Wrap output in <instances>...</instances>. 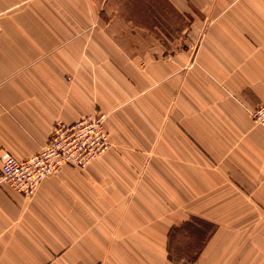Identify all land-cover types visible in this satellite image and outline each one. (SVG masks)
<instances>
[{
	"label": "crops",
	"instance_id": "1",
	"mask_svg": "<svg viewBox=\"0 0 264 264\" xmlns=\"http://www.w3.org/2000/svg\"><path fill=\"white\" fill-rule=\"evenodd\" d=\"M137 10L190 17L187 48L157 53ZM0 26V154L97 111L112 144L0 189V264H184L181 230L185 264H264V0H0Z\"/></svg>",
	"mask_w": 264,
	"mask_h": 264
},
{
	"label": "built area",
	"instance_id": "2",
	"mask_svg": "<svg viewBox=\"0 0 264 264\" xmlns=\"http://www.w3.org/2000/svg\"><path fill=\"white\" fill-rule=\"evenodd\" d=\"M251 116L255 123L264 127V102L252 110ZM105 120L103 114L94 113L71 124L57 123L41 151L24 160L3 151L0 154V189L9 186L31 197L46 178L63 167L86 169L111 147Z\"/></svg>",
	"mask_w": 264,
	"mask_h": 264
},
{
	"label": "rangeland",
	"instance_id": "3",
	"mask_svg": "<svg viewBox=\"0 0 264 264\" xmlns=\"http://www.w3.org/2000/svg\"><path fill=\"white\" fill-rule=\"evenodd\" d=\"M143 4L147 5L145 2H143ZM156 4H157V7L159 6V4H161V6L163 8H165V5L161 2H156ZM134 13L138 16H139V13L140 14L145 13V16L148 14L149 18L152 20L151 24L152 25L157 24V27L153 26L150 28L152 32H148L150 34V36L153 37V39L151 40L152 44H149V45L151 47H153L154 50L157 51V53L161 52L164 55H168L171 52H174L176 50H184L187 48V34H188L189 26H190V21L192 20L190 17L182 15L179 18H177L176 14H174V12L167 10V12L162 11L163 18L159 17V19H158L159 21H156V19H154V15H155L154 12L150 13L149 11L143 12V11L137 10ZM119 14H121L122 16H126V15L129 16L130 11H124V9H122L119 11ZM157 16H158V14H157ZM0 29H1V32H0V34H1L2 33L1 26H0ZM149 45H148V47H149ZM95 113H101L105 116V119H107V115L104 112L97 111ZM89 115H91V114H89ZM105 123H106V120H105ZM105 129H106V127H105ZM111 146H112V144H111ZM177 216L178 217H177V219L175 218V220L179 222L183 218L191 217L192 214H177ZM198 224L201 226H204L203 223L202 224L198 223ZM207 229H209V228L207 227ZM183 231L181 230V232L179 231V232L175 233L172 241H174V244L178 248V251L175 254L176 257L180 261H182V263L185 264L188 261H187V259L183 258L182 253L187 252L186 251V245L192 244V242H198V241L201 242L203 237L201 235H197L196 233L195 234H192V233L186 234L185 233L186 231H184V232ZM178 254L180 257L178 256Z\"/></svg>",
	"mask_w": 264,
	"mask_h": 264
},
{
	"label": "trees",
	"instance_id": "4",
	"mask_svg": "<svg viewBox=\"0 0 264 264\" xmlns=\"http://www.w3.org/2000/svg\"><path fill=\"white\" fill-rule=\"evenodd\" d=\"M194 221H196L197 223H200V224H202L203 223V221H200V220H194ZM189 225V223H185V224H183L180 228H178V229H183V228H186L187 226ZM177 229V228H176ZM173 231H175V228L172 230V232ZM171 232V233H172ZM171 235V234H170ZM199 254V253H198ZM198 254H197V256H198ZM197 256L196 257H194V258H192L191 259V262H195L196 261V259H197Z\"/></svg>",
	"mask_w": 264,
	"mask_h": 264
}]
</instances>
